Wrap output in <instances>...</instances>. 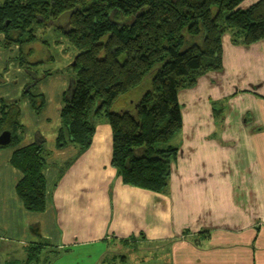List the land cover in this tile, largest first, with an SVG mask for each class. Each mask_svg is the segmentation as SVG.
I'll list each match as a JSON object with an SVG mask.
<instances>
[{
  "label": "crops",
  "instance_id": "obj_1",
  "mask_svg": "<svg viewBox=\"0 0 264 264\" xmlns=\"http://www.w3.org/2000/svg\"><path fill=\"white\" fill-rule=\"evenodd\" d=\"M46 44L37 37L5 46L0 33V104L17 100L23 126L15 145L0 148V264H24L29 246L40 252L26 264H61L66 254L75 262L64 264H95L111 238L131 236L165 253L167 264H264V39L244 46L224 33L222 70L179 91L182 126L162 192L122 182L104 119L87 149L57 144L72 72L44 68L54 59ZM33 86L42 95L38 111L23 95ZM36 138L47 149L42 211L24 207L16 191L22 173L10 163Z\"/></svg>",
  "mask_w": 264,
  "mask_h": 264
},
{
  "label": "trees",
  "instance_id": "obj_2",
  "mask_svg": "<svg viewBox=\"0 0 264 264\" xmlns=\"http://www.w3.org/2000/svg\"><path fill=\"white\" fill-rule=\"evenodd\" d=\"M241 1L4 0L0 33L5 46L22 47L36 40L38 26L59 29L76 54L69 64L72 74L63 95L57 144L87 149L95 123L104 115L112 134L111 165L122 182L162 192L178 149L167 143L182 126L179 91L193 87L209 71L222 70L224 33H230L232 43L244 46L264 39V0L245 8ZM186 37H199L201 44L180 50ZM153 70L149 88L138 99L111 110ZM23 95L40 110L42 95L34 86ZM22 129L17 100L2 99L0 133H11L7 145L19 141ZM46 154L43 141L36 138L16 148L10 158L22 173L17 194L30 211H42L49 197L43 172ZM132 238L119 240L131 245ZM27 250L24 264L38 260L39 247Z\"/></svg>",
  "mask_w": 264,
  "mask_h": 264
},
{
  "label": "rangeland",
  "instance_id": "obj_3",
  "mask_svg": "<svg viewBox=\"0 0 264 264\" xmlns=\"http://www.w3.org/2000/svg\"><path fill=\"white\" fill-rule=\"evenodd\" d=\"M3 1L4 0H0V3ZM35 35L38 39L47 41L45 47L48 49L49 55L54 58L53 61L47 63L46 66L44 63L43 67H61L66 69V72L67 70L71 71L69 66L67 67L66 61H63V59L68 57L67 61H72V57L76 54V50L70 47L60 30L54 29L53 27L50 28L49 26H38L35 29ZM189 39H191V41H189ZM190 43H198L200 45L201 39L199 37H186V41L182 44L180 50L187 48ZM119 59L122 61L124 59V54H120ZM153 72L154 70L150 74H147L137 87L120 96L119 99L112 105L111 110L116 111L120 107L125 108L128 106L126 103L127 100L135 101L138 99L140 95L149 88ZM102 119L106 120V117L102 115L97 121ZM178 140L179 136L175 135L167 144L176 145ZM129 242L131 245H129L128 242H121L119 238H117L109 245V247L104 249L103 253H101L100 261H95L96 255H94V259L92 261H95V264H167L165 259L166 254L162 253L161 250L156 251L154 245L144 241H133V239ZM124 243L126 245H123ZM67 257L68 255L66 254L60 258L59 261L62 262L61 264H64L65 262H75V259H67ZM82 260L83 259H79L78 261L81 262ZM84 262L89 261L84 260ZM39 264H42V260L39 261Z\"/></svg>",
  "mask_w": 264,
  "mask_h": 264
},
{
  "label": "water",
  "instance_id": "obj_4",
  "mask_svg": "<svg viewBox=\"0 0 264 264\" xmlns=\"http://www.w3.org/2000/svg\"><path fill=\"white\" fill-rule=\"evenodd\" d=\"M11 140V133L8 130H4L0 133V144L5 146Z\"/></svg>",
  "mask_w": 264,
  "mask_h": 264
}]
</instances>
